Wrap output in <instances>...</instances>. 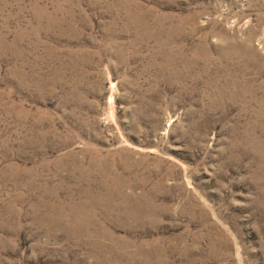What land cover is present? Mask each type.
<instances>
[{
	"label": "rangeland",
	"instance_id": "rangeland-1",
	"mask_svg": "<svg viewBox=\"0 0 264 264\" xmlns=\"http://www.w3.org/2000/svg\"><path fill=\"white\" fill-rule=\"evenodd\" d=\"M0 264H264V0H0Z\"/></svg>",
	"mask_w": 264,
	"mask_h": 264
}]
</instances>
